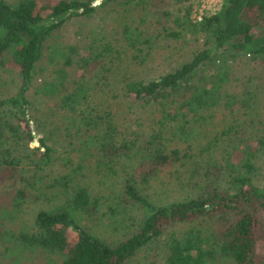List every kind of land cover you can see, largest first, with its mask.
<instances>
[{
	"label": "trees",
	"instance_id": "16d2710c",
	"mask_svg": "<svg viewBox=\"0 0 264 264\" xmlns=\"http://www.w3.org/2000/svg\"><path fill=\"white\" fill-rule=\"evenodd\" d=\"M193 1L0 0V69L13 65L17 74L13 89L5 90L0 74V180L20 181L13 186L15 204L33 195L40 198L49 188L56 197L50 206H34L21 232L0 225L1 237L8 232L5 243L40 250L47 264L54 260L50 255L58 256L59 264H146V253L153 257L150 264L159 257V264H261L256 243L264 245V170L257 160L262 155L264 161V138L255 131L250 134L255 144H250L233 124L209 126L212 107L229 100L224 99L222 76L199 71L220 64L214 58L218 53L258 57L264 64V0H220L200 18L191 17ZM112 2L120 7L111 16L115 25L93 35L86 54L73 60L81 75L63 84L68 70L58 67L57 82L43 79L32 88L42 55L55 56L47 42L51 32L68 18L90 16L99 7L109 14L113 5H105ZM159 34L201 36L203 46L157 76L134 75L126 59L151 56ZM71 59L64 56V67ZM92 88L99 93L98 106L89 100L86 90ZM40 90L55 97L49 109L34 98ZM107 91L130 103L157 105L158 116L148 113L155 125L146 133L120 131L117 111L105 105L110 104ZM95 92H89L92 98ZM247 92L235 99H249L245 106L254 108V94ZM31 123L40 132L39 146L28 147L35 136ZM58 134L65 137L63 146H72L75 136L79 147H97L106 156L104 163L116 175L111 197L125 195L131 201L120 218L121 232L100 236L78 222L79 216L94 213L98 199L71 176L76 178L82 163L45 180L52 138ZM122 157L129 160L120 162ZM162 168L169 170L165 180L159 175ZM152 181L175 188L176 196L153 202L145 195ZM68 230L75 232L71 241ZM138 252L143 254L135 259Z\"/></svg>",
	"mask_w": 264,
	"mask_h": 264
},
{
	"label": "rangeland",
	"instance_id": "374dc122",
	"mask_svg": "<svg viewBox=\"0 0 264 264\" xmlns=\"http://www.w3.org/2000/svg\"><path fill=\"white\" fill-rule=\"evenodd\" d=\"M99 1L100 0H93L92 4H97ZM219 3L220 0H194L192 2L191 17L197 18L198 14L210 13L218 7ZM105 6L106 8L112 6V8L108 9L109 14L103 15L102 10L104 8L99 7L92 12L90 16L76 15L68 18L51 32L47 42H49L53 48L52 52L54 51L55 56L51 58L48 57L47 54L42 55L33 71L32 88L41 85L43 79H51L57 82L55 68L58 67L68 70L67 79L65 78L63 80V84L68 85L71 78L75 79L77 76L81 75L80 68H75L78 63L74 64L73 60H77L76 58L86 54L87 44L95 40L92 37L93 35L99 33L101 29L105 27H112L111 25H115V21L111 16H114V13L117 9L120 10V7L115 5V2H112V4L108 3ZM139 24L141 27L147 25V23L143 22ZM202 46L201 36L196 39V37L185 35L184 37L174 39L173 37H163L159 34L157 35L158 48L154 51L152 50L153 53L151 56L143 61L129 58H127L126 61L128 67L133 69L134 75L144 78L152 77L174 68L180 62L186 60L193 50L199 49ZM221 54L223 53H218V55L214 56L216 61H219L220 64H208L207 66H202L199 71V73L205 72L207 74H210L212 71L213 76H222L220 84L221 88L226 91L224 99L229 100L227 104L224 101L221 102L220 105L217 104L212 107L209 126L213 124L215 128L220 129L227 124H233L238 128L240 134L246 136L245 138L250 141V144H255L256 138L250 134L257 131V133L260 134L259 137L264 138V128H262V126H264V64L258 57H250L241 53L232 55L227 53ZM65 55H70L72 61L64 67L63 62ZM216 69H218V71H216ZM0 74L6 82L1 84V88L3 90L13 89V85L17 82L15 67H13V65L2 66ZM86 91L89 94L91 104L98 106L95 96L99 93L95 92L96 90L93 88L90 90L87 89ZM247 91H252L254 94V99L256 100V106L254 108L245 106L249 102V99L248 102H244L243 100L237 102L235 99L236 96H246L249 94ZM89 92H95L93 98ZM110 94L111 91L105 93L107 101L110 102V104L105 105L112 112H114V110L117 111V114H114V116L116 117L118 129L120 131L123 132L125 130L126 133H130L131 130H137L138 132L145 131L146 133L155 125L154 121L150 119V116L148 117V113L154 111L155 116H158V110L156 109L158 107L157 105H153L152 103H130L121 95H119L118 98H113ZM34 98L37 104L45 110L47 107L51 106L55 100L53 95L46 94V92L42 90L34 94ZM50 109L52 110L53 108ZM56 115L57 114H54V116ZM62 124L64 123L62 122ZM30 126L33 128L32 132L35 136L28 142V147H33L37 144L39 146L37 137L40 136V132H34L33 123H31ZM259 130H263V132H259ZM75 140H77V137L74 136V144L72 146L71 144L69 146L68 144L63 146L65 137L62 134L53 136V143L51 146L54 147V152L51 161L44 168L43 176L45 175V180H47L51 175H60L68 171L72 166L76 168V165L82 163L83 165L75 169L76 178L73 174H71V176L77 183L86 186L91 196H97L98 199L94 213H91L89 216H79L77 220L90 229V231L100 236H106L105 234L114 236L125 227L119 225L120 218L125 212V208L131 204V201L125 198V195H121L119 200V196L118 198L111 197V193L115 192L117 187L115 186L116 175L108 167L110 165L104 163L107 162L106 156L98 153L97 147H79ZM42 149V146L39 147V150ZM86 150L87 152H84ZM89 150L91 154L88 153ZM232 156L237 157V152L235 151ZM127 160H129V157H122L120 162ZM108 163L114 164L111 161H108ZM257 163L259 164L260 171L264 170L262 155L258 158ZM172 167L173 166H169L168 169L171 170ZM168 169L162 168L160 170L159 175H162L163 180H165L163 174L165 171H169ZM4 175L6 177L7 173ZM4 182L6 183L4 184ZM19 183V180L16 182L15 180L12 181V179H7V181L0 180V225L5 227L8 232H21L20 229L24 230L26 224H28L34 206H50L56 200V197L54 198L51 193L54 189L49 188L43 195H40V198H37L39 196L33 195L20 199L19 204H15L13 199L15 195L13 186L16 187ZM150 183L152 185L145 189V195L153 202H163L176 196L177 191L175 188H168L165 185H160L157 181H152ZM30 188L34 190L31 185ZM2 208H4V210H2ZM8 232L5 233L4 236H7ZM68 233V239L71 241L75 236V232L68 230ZM3 237H1L0 232V264H47L46 256L44 253H41L40 250L34 249L30 251L21 249L15 247L13 243H11L13 246L11 247L5 243V238ZM256 248L261 252V264H264V245L258 242L256 243ZM148 249L151 248L148 247ZM15 254H18V256L16 259H13ZM142 254L143 253L138 252V254L135 255V259L141 258ZM50 256L52 258L54 257V260L49 261L48 264H59L58 256ZM152 259L153 257L149 255V253H146L145 259L142 260L146 264H150L149 262ZM161 259V257L157 258L154 264H159ZM135 261L133 263H135Z\"/></svg>",
	"mask_w": 264,
	"mask_h": 264
},
{
	"label": "built area",
	"instance_id": "2783aa9c",
	"mask_svg": "<svg viewBox=\"0 0 264 264\" xmlns=\"http://www.w3.org/2000/svg\"><path fill=\"white\" fill-rule=\"evenodd\" d=\"M197 18H200V14L197 15Z\"/></svg>",
	"mask_w": 264,
	"mask_h": 264
}]
</instances>
